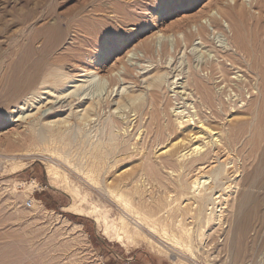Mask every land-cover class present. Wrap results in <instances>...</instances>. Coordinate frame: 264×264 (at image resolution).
Wrapping results in <instances>:
<instances>
[{
    "label": "rangeland",
    "instance_id": "374dc122",
    "mask_svg": "<svg viewBox=\"0 0 264 264\" xmlns=\"http://www.w3.org/2000/svg\"><path fill=\"white\" fill-rule=\"evenodd\" d=\"M217 1L0 0V75L2 77L4 73L6 74V68L10 64L9 58L15 51L13 48L15 49L16 41L25 37L31 27L40 29L55 20L59 21L61 28L66 31L64 41L59 47V53H64L67 49L76 46L75 38L79 23L93 17L106 22L113 30V33H104L99 36L105 45L111 46L112 52L109 57L102 56V60L95 67L101 69L100 76L113 73V76L120 78V83L113 87L115 93L112 99L115 101L122 93L126 94L127 89H134L137 94H141V90L146 87L144 76L151 72V76L154 75L153 72L164 74L168 72V69L172 71L171 80L174 75L183 70L181 72L185 77L183 82L193 71L201 72V75L206 77L208 71L204 66L208 61H220L229 70L230 78L243 76V79L252 80V75L246 71V67L231 66L229 59L223 57L225 53L237 52L228 39L232 35L228 20L217 16L215 7H212ZM246 1L249 2V0ZM251 11L256 14L257 8L252 6ZM212 17L220 20L225 32L215 24L213 25ZM249 23L250 20L246 22V25L248 26ZM187 34L191 35L190 42L185 39ZM147 47L150 48V53ZM10 48H12L11 51ZM85 50L81 59L89 63L93 61V56L89 53L97 52L98 49L90 46ZM205 54L210 57L206 58ZM78 65L71 63L66 71L76 76L75 81H78L76 84L81 85L87 78L80 77L85 73L80 72ZM151 76L148 75V77ZM124 77L125 81L122 79ZM103 81L105 83L107 81L105 89L101 93L91 95L93 98H86L101 100L103 103L102 109L98 107L97 117L93 118L92 125L84 127L71 116L72 118H68L70 123L60 127L67 130L74 138L71 151L67 154L65 153L67 149H62L61 145L41 144L37 147L34 140L38 135L47 133L49 129L59 128L55 124L47 125L48 122L44 119L53 117L49 121L51 122L69 117L72 114L70 105L74 99H78L77 96L70 98L66 94L59 97L60 95L55 93L48 97L46 93L48 94L49 91L42 90L41 94L44 95L37 96L33 101L34 105L28 110L24 108L25 115L30 114L24 119L20 118L22 115L17 112V105L0 109V264H179L174 263L166 253L160 252L150 244L148 238L158 241L160 240L158 237L152 236L147 230H143L140 234L133 232L136 220L126 213L121 204L110 194L107 185L113 181L114 177H119L125 171L133 173V176L124 187L122 194L129 201L131 200L136 211L150 213L149 209L154 206L161 209L172 203L171 208L175 212L169 215L170 218L165 212L159 216H162V219L168 218L169 223L184 220V225L192 228L193 242L192 246L189 244L190 248L174 247L176 250L171 247L174 251H178L183 262L233 264L235 251L228 233L234 221L238 219L242 200L240 190L234 189L229 194L222 190L229 184L236 185L240 189L244 175L243 169H240L242 176L238 178H235V173L230 170L229 177L232 179H229L228 185H225L224 180L221 182L224 185L212 191L211 200L223 194L221 199L215 201V203L220 202L215 204V207L219 206L220 210L225 206L226 209L218 213L221 215L222 221H219L221 223L213 213L215 216L212 215L213 219L207 228L208 224L205 221L208 218L207 214L211 211H207V214L200 217L194 214L187 215L185 212L191 205L196 206L197 203L182 199L170 186L171 181H176V172L161 168L155 171L154 176L148 175V165L159 162L158 156L162 152L161 149L169 142L162 146H151V139L146 134L150 124L149 116L140 122L141 131L138 132L131 127L132 129L130 128L124 135L125 131L122 128L113 125V118L120 117L124 110H116L115 103L109 108L106 106L108 91L112 89L109 88L107 79ZM71 85L74 84H67L66 89ZM167 86L166 84L161 93V101H163L161 104L166 106L172 98L176 97V91H182V89L175 91L172 89V92L167 89ZM1 87L0 85V92ZM123 88H125L124 92H122ZM230 89L231 87L226 88L228 97L227 93L225 97L235 98L233 107L236 105V109H233V113L228 112L226 116L224 115L222 120H213L216 122L215 126L219 128L225 124L234 125L237 120L249 119L246 105L249 106L251 101L256 100L257 91H253L251 85L239 89L240 91ZM116 92H119V95ZM32 96L30 94L25 99ZM190 98L188 103H192L191 107H194L198 98L194 95ZM28 104L31 105V103ZM38 108L39 111H37ZM165 108L164 106L163 109L166 110L165 112L168 111L169 115L164 112L163 121L174 124L175 117L171 106ZM73 109V113L82 110H77L75 107ZM195 111L192 109L191 112ZM125 112L129 113V109ZM203 113L207 117L211 116V110L203 109ZM130 116L133 117L134 114L131 113ZM130 116L128 115V119L132 121ZM126 117V115L120 117V120ZM134 124L136 121H133L132 125ZM111 125L114 135H117L121 141L125 139L129 143L131 152L129 151L126 155L128 158L124 157L122 164L114 169L113 177L104 176L102 184L98 182L94 184L77 167L80 147L84 139H87V145L100 139L106 140ZM137 143L138 152L133 149V145ZM142 146L146 149H142ZM40 148H47L50 151L36 155V149ZM237 157L241 167L242 156ZM225 158H221L213 167L218 166ZM50 164H55L59 169L63 183L55 185L50 182L47 174V167ZM193 178L194 174L184 177L188 188ZM162 181L166 182V185L170 183L168 188L173 191H167L172 192L171 194L160 187ZM225 198L227 201L224 200ZM30 201L32 205L29 207ZM212 202L210 201L209 208L214 206ZM78 212L80 214H77ZM125 221L130 226L122 230L120 228ZM173 232L180 236L181 232L177 226L174 227ZM242 242L245 250L238 264H264L263 218L253 219ZM192 254L198 257V261L189 260Z\"/></svg>",
    "mask_w": 264,
    "mask_h": 264
},
{
    "label": "bare ground",
    "instance_id": "6f19581e",
    "mask_svg": "<svg viewBox=\"0 0 264 264\" xmlns=\"http://www.w3.org/2000/svg\"><path fill=\"white\" fill-rule=\"evenodd\" d=\"M252 6L257 8L256 14L252 13ZM212 7H215L214 10L217 12V16L228 20L232 32L231 37L228 39L237 52L235 54L225 53L223 57L229 59L231 66L246 67V71L252 75V80L243 79V76L230 78L229 70L220 61H208L206 66H204L205 70L208 71L206 77L202 76L201 72L193 71L194 73L191 72L188 79L183 82L185 77L184 73H181L182 70L172 77L171 82L170 75H172V71L167 69L168 72L164 74L153 72L154 75L152 76L151 72L144 76L146 87L141 90V94H137L134 89H127V93H120L119 99L115 101L112 99L115 93L113 87L120 83V78L113 76V73L100 76L101 69H96L95 67L102 60V56L106 55L109 57L112 52L111 46L108 47L99 39L101 34L113 33L111 27L98 18L84 19L77 27L76 46L72 47V49H67L64 53H59V47L64 41L66 31L61 28L59 21L55 20L40 29L31 27L25 37L16 41L15 49L13 48L15 50L13 53L14 58H12L13 56L9 58L10 64L6 68V74L4 73L2 77L0 75V85L2 86L0 109L10 105H17V112H20L22 115L20 118L24 119L30 115H25L23 112L24 108L28 110L29 107H32L34 105L33 101L37 96L44 95L41 94L42 90L49 91L48 94L46 93L48 97L55 93L58 96L60 95L59 97L66 94L70 98L77 96L78 99H74L70 105L72 114L69 117L51 122L49 121L53 117L44 119L48 122L47 125L55 124L59 128L49 129L47 133L38 135L34 140L37 147L41 146V144L50 146L61 145L62 149H67L65 152L67 154L71 151L74 138L67 130L60 127L70 123L68 118H72L71 116L84 127L92 125L93 118L97 117L98 107L102 109L103 103L101 100L95 101L94 99L86 98H93L91 95L101 93L107 83V81L105 83L103 80L107 79L110 84L109 88L112 90L108 91L106 106L109 108L110 105L115 103L116 110H124L120 117L127 116L124 120H120V117H114L113 125L117 126V128H122L125 131L124 135L131 127L138 132L141 131L140 122L149 116L150 127L148 126L146 129V134L151 139V146H162L169 142L166 147H162V152L158 156L159 162L147 164V171L150 176H154L155 171L161 168L177 173L176 181H171V185L170 183L168 184L173 187L176 195L179 194L178 196H181L182 199L188 200V202L193 200L194 204L197 203L196 206L191 205L190 209L186 210L187 212L185 213L187 215L192 214L193 216L194 214V216L200 217L207 214V211H211L210 214H207L208 218L205 221L208 224L206 225L207 228L213 219V213L216 214L218 222L222 221L221 215L218 213L226 209V207H221L219 210V206L215 207V204L220 202L215 203V201L221 199L223 194L217 195L211 200L212 191L224 185V183H221L224 180L225 185H228L229 179H232L229 177L230 170H233L236 175L235 178H238L242 176L240 169H243L242 187L239 189L236 185L232 186L233 184H229L222 190V192L229 194L234 189H238L241 194L242 201L238 210V219L234 221V225L228 233L235 251L233 264H238L239 258L242 257L245 250L242 240L251 222L257 217L264 219V0H249V2L246 0H218ZM212 18L213 25L215 24L223 30L220 20L217 17ZM249 20V25L251 26H248L251 28L246 25ZM190 38L191 35L189 34L185 36L188 42L191 41ZM206 42L210 43L209 41ZM90 46L91 48L97 47L98 50H96L97 52L89 53L93 56V61L87 63L81 58L83 56L82 53L84 52L85 54V49L90 48ZM11 50L12 48H10ZM147 51L150 53V48ZM205 57L208 58L210 55L205 54ZM71 63L79 64L78 69L80 72L85 73V75L80 76L87 78L86 81H83V84H76L78 82L75 81L76 76H72L66 71L67 66ZM148 75L151 77H148ZM122 79L126 80L125 77ZM67 84L74 85L66 89ZM166 84L168 85L167 89L170 91L172 89H174L173 91L182 89L181 92L176 91V97L172 98L171 103L167 104L168 106L161 104V102L163 103L161 101V93ZM249 85H251L253 91H257L255 93L257 95L256 100L251 101L249 106L246 105V111L250 116L249 119L237 120L234 125L225 124L221 126V124H217L222 128L215 126L216 122L213 120H222L224 115L226 116L228 112L236 109V105L233 107V103H235L233 99L235 98H227L226 88L231 87V89L240 91L239 89ZM70 90L74 91L69 92ZM124 90L125 88H123L122 92ZM118 93L116 92L117 95H119ZM225 93H227V97H225ZM30 94L33 96L25 99ZM192 95L198 98L194 107H191L192 103H188ZM28 103H31V105L29 106ZM20 106L21 108H19ZM164 106L166 108L171 106L175 117L174 124L170 121V123L163 121L162 114L166 111L163 109ZM73 107L77 110H82L73 113ZM127 109H129V113L125 112ZM192 109L196 111L191 112ZM203 109L211 110V116L207 117L203 113ZM37 111H39V108ZM131 113L134 114L133 117L130 116ZM165 113L169 115L168 111ZM128 115L133 119L132 121H129ZM133 121H136V124L132 125ZM112 129L111 125L106 140L100 139L87 145L88 141L84 139L80 147L81 151L79 152L77 167L94 184L97 182L102 184L104 176L113 177L115 175L114 169H117L122 164L124 157H127L128 152H131L129 143L125 139L121 141L117 135H114ZM133 147L138 152V143L133 145ZM143 148L146 149L142 146ZM49 151L50 149L47 148L36 149V155ZM238 155L242 156L241 167L238 164ZM223 157H226L225 160L218 166L213 167ZM68 162L71 164V161L68 160ZM58 170L55 164H50L47 167L49 180L55 185L63 183ZM191 174H194V180L188 188L184 177H188ZM132 176L133 173L125 171L119 177H114L113 181L107 185V188L115 198V201L117 200L126 213L136 220L133 232L140 234L143 233V230H147L152 236L160 239L155 241L148 238L150 244L157 250L166 253L174 263L187 264L180 259L181 256L177 253L178 251H174L171 247L187 246L190 248L193 242L192 228L184 225V220L169 223L168 218L162 219V216H159L162 212H165L170 218L169 215L175 212L171 208L172 203L163 208L160 207L161 209L154 206L149 209L150 213L136 211L134 204L130 202L131 200L129 201L122 194L124 187L128 185V181L132 179ZM168 184L166 185V182L164 183L163 181L160 183V187L164 189L163 191L169 190L168 187L170 186ZM170 190L173 191L171 188ZM169 191L167 193L171 194L172 192L169 193ZM191 194L192 196H190ZM167 198L169 199L168 196ZM224 200L227 201V198ZM210 201L214 202V204L213 202L211 203L214 205L212 208H209ZM188 202L187 205H189ZM77 214L80 213L78 212ZM129 226L130 224L125 221L120 229L123 230V228L126 229ZM175 226L181 232H179V237L173 232ZM189 260L196 262L198 257L192 254Z\"/></svg>",
    "mask_w": 264,
    "mask_h": 264
},
{
    "label": "built area",
    "instance_id": "2783aa9c",
    "mask_svg": "<svg viewBox=\"0 0 264 264\" xmlns=\"http://www.w3.org/2000/svg\"><path fill=\"white\" fill-rule=\"evenodd\" d=\"M31 205H32V202L30 201L29 204H28V206L30 207Z\"/></svg>",
    "mask_w": 264,
    "mask_h": 264
}]
</instances>
